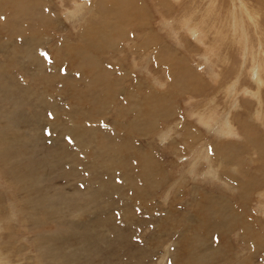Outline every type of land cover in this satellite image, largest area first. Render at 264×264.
I'll return each instance as SVG.
<instances>
[{
	"label": "rangeland",
	"instance_id": "rangeland-1",
	"mask_svg": "<svg viewBox=\"0 0 264 264\" xmlns=\"http://www.w3.org/2000/svg\"><path fill=\"white\" fill-rule=\"evenodd\" d=\"M203 1L0 0V264H264V0Z\"/></svg>",
	"mask_w": 264,
	"mask_h": 264
},
{
	"label": "bare ground",
	"instance_id": "bare-ground-1",
	"mask_svg": "<svg viewBox=\"0 0 264 264\" xmlns=\"http://www.w3.org/2000/svg\"><path fill=\"white\" fill-rule=\"evenodd\" d=\"M62 1V0H61ZM218 1L219 0H204L203 2H205V10H204V13H203V15H202V22H203V25H202V27H201V31H202V34H203V36H204V38H205V40H207V41H214V43L213 44H211L210 46H211V48L209 49L210 51H211V53H217L216 52V44H218V47H221L222 46V43L223 44H225V45H223L224 46V52H225V54L230 58V56H229V51L230 50H232V46H231V42H230V39L232 40L235 36H237V37H240V38H243V33H246L245 32V30L243 31L242 29H243V26L241 25V22H240V20H238V22H236L237 20H236V15L239 13V14H250V12L251 11H245V9L243 8V6H238V7H236V4L233 2V4H234V7H233V9H230V11H228V9L227 10H222V11H224V12H226L227 14H228V16H226V17H224L225 18V21H222L221 20V24H220V27H219V30H218V28L216 27L217 26V24H218V22H219V20H217L216 19V17L218 18V9H217V5H218ZM192 3L190 4L191 5V7L195 10V14H194V17H196L197 15H198V11H197V8H198V5L199 4H194V1H191ZM189 3V2H188ZM196 3V2H195ZM192 4H194L195 6H192ZM4 6V5H3ZM5 7V6H4ZM220 7H222V6H220ZM1 9H3V8H1ZM5 9V8H4ZM172 5H170V6H168L167 7V10H170V12H172ZM189 10H190V8H189ZM252 10V9H251ZM253 11V10H252ZM170 12H168V15L170 14ZM190 12H191V10H190ZM244 12H246V13H244ZM254 12H257V11H254ZM115 13V12H114ZM189 14V13H188ZM205 14H210L211 15V17H212V19H211V22L212 23H214V26L211 28L210 26H209V24H208V22H207V20L204 18V17H206V15ZM255 14V13H254ZM254 14H250V16H251V18L253 19V21H254V24H252V30H256V32H257V34H258V36L260 37V39L262 40V31L259 29V27H260V22H258L259 21V19L257 18H255V15ZM262 15V14H261ZM193 17V18H194ZM243 17H245V16H243ZM110 19H113V18H110ZM110 19H109V22H110ZM165 19H168V20H171L170 19V17H163V20H165ZM222 19V18H221ZM245 19V18H244ZM246 20H248V19H246ZM251 22H253L252 20H250ZM108 22V23H109ZM189 22V19L188 18H185V19H180L179 18V20H178V23H180L179 24V27L178 28H184V29H186V28H188L189 30H192V31H195V29H194V27L191 25V24H189L188 23ZM250 22V23H251ZM166 23V22H165ZM106 24V23H105ZM161 24H162V22H161ZM107 25V24H106ZM106 25H105V27H106ZM165 25V24H164ZM174 26V24L171 22V23H169L168 22V24H167V26ZM108 26V25H107ZM111 27V26H110ZM232 30L233 32H229V30ZM176 30H178V29H176ZM181 30V29H180ZM179 31V30H178ZM229 32V33H228ZM250 32V31H249ZM256 32H255V34H256ZM264 32V31H263ZM186 34V33H185ZM253 34V33H252ZM209 36H210V38H209ZM211 36H212V40H211ZM245 36V35H244ZM264 36V35H263ZM246 37V36H245ZM247 38V37H246ZM151 39V41H152V43H150V44H147V45H145L144 46V48H151L154 44H155V42L153 41V37L152 38H150ZM264 39V38H263ZM114 40V39H113ZM187 40V39H186ZM146 41H148V39H146ZM217 41V42H216ZM186 42V41H185ZM262 42H264V41H262ZM112 44V43H111ZM264 46V45H263ZM198 47V46H197ZM98 48V47H97ZM196 48V47H195ZM195 48H191V49H195ZM113 49V48H112ZM190 50V49H189ZM196 51V50H195ZM170 52V51H169ZM198 52V50L196 51V54H198L197 53ZM195 53V52H194ZM211 53H209V54H211ZM248 53V52H247ZM168 54V53H167ZM170 54V53H169ZM247 57H248V54H247ZM250 65H251V62H250ZM244 67H245V65H244ZM238 72V71H237ZM236 72V73H237ZM238 74V73H237ZM236 74V75H237ZM236 75H234V76H236ZM240 76H242V72L240 71ZM240 78V77H239ZM142 83V82H141ZM141 83H138V85H140L141 86ZM237 83V82H236ZM256 83H260V81H257ZM181 84H182V81H181ZM183 84H187V86H189L188 85V83H183ZM182 84V85H183ZM193 84V83H192ZM195 85V84H194ZM233 85V84H232ZM177 86V85H176ZM180 87V86H179ZM181 87H184V86H181ZM186 87V86H185ZM184 87V88H185ZM235 87V86H234ZM148 88V87H147ZM178 89V88H177ZM179 90V89H178ZM245 90V89H244ZM176 92H177V90H175ZM251 91V90H250ZM222 92V91H221ZM228 92H230V91H228ZM182 93V92H181ZM181 93H179V95H181ZM235 93H236V90L234 91V92H232L231 94H229L228 96H229V99H231V98H233L234 96H235ZM178 95V96H179ZM224 95V94H223ZM172 99V98H171ZM170 99V100H171ZM227 100V99H226ZM233 100H234V98H233ZM236 100V99H235ZM227 102V101H226ZM225 102V103H226ZM232 102V101H231ZM252 102H255L254 100L252 101ZM248 106H251V102L250 101H246L245 102ZM174 104V103H173ZM136 105V104H135ZM225 105V104H224ZM238 105V104H237ZM172 106V104H170V107ZM226 107H228L227 106V104L225 105ZM232 107H233V105H231ZM131 107V106H130ZM173 107V106H172ZM172 107H171V110H172ZM236 107V105L234 106V108ZM229 108V107H228ZM237 108V107H236ZM155 109V108H154ZM153 109V113H155L157 110H154ZM158 109H160V108H158ZM224 109H226V108H224ZM241 110L242 111V109H244V111L246 110V116L244 117V121L243 122H240L239 120H237L238 118L240 119V114H238L237 116H238V118L235 120V121H237V126H239L240 127V129H241V133H239L236 129H235V126L233 125V123L231 122V120H228V119H225L227 116L226 115H224L223 114V119L224 120H222V124L220 125V129L221 130H223V131H225L224 133H225V135L224 136H227V137H233V135H235L234 133H236V131H237V133L239 134V135H241V136H244V138H246L247 140H245V143L246 144H248L249 143V138H253V139H255V136H256V134L257 133H255V129H253L252 127H251V124H255V122L257 123V126L258 127H260V126H264V115H262V112L261 111H259V110H257V109H255L254 108V111L255 112H250L249 110H248V107H242V105H239V108H238V110ZM170 109H167V110H165V111H163V113H169L170 111H171ZM230 110V109H229ZM232 111H233V109H232ZM142 112H143V110H142ZM237 112V111H236ZM235 112V113H236ZM239 112V111H238ZM237 112V113H238ZM151 113H152V110H151ZM162 113V111H161V109H160V112H158V114L160 115V114H162V117H168V116H171V115H169V114H163ZM230 114V113H229ZM233 116H234V114H233ZM142 117V116H141ZM235 117V116H234ZM154 118V120H155V117H153ZM152 118V119H153ZM159 118V117H158ZM153 120V122H155ZM232 120H233V118H232ZM157 122V121H156ZM151 125V124H150ZM156 125V124H155ZM255 126V125H254ZM218 127V126H217ZM149 128V127H148ZM213 129V128H212ZM261 129H263V127L261 128ZM219 130V129H218ZM223 131L221 132V133H223ZM234 132V133H233ZM220 133V132H219ZM249 134H250V137H248L249 136ZM261 135V134H260ZM237 136V135H236ZM258 136V135H257ZM256 136V137H257ZM239 137V136H238ZM220 142V141H219ZM257 142V141H256ZM244 143V144H245ZM227 144H232V146L233 145H236L235 143H233V142H231V141H228L227 142ZM243 144V143H242ZM252 144H254V148L252 147V148H248V149H243L242 150V152H241V154H242V156L244 157V158H246L247 159V162H248V170L249 169H251V165L253 164V161L251 160L252 159V157H251V155H253V151H255L256 153H258V155L261 157V155H262V151H263V149H264V145H263V143H261L260 145H258V144H256V143H253L252 142ZM177 145V144H176ZM240 146H242V145H240ZM220 147V146H219ZM228 146H226L225 148H227ZM244 147H246V146H244ZM251 147V146H250ZM234 148V147H233ZM236 149V148H235ZM238 154V153H237ZM231 156V155H230ZM233 156V155H232ZM238 156V155H237ZM235 157V156H234ZM238 158V157H237ZM229 160V159H228ZM234 160V159H233ZM240 160V159H239ZM237 161V160H236ZM239 162V161H238ZM237 163V162H236ZM235 164V163H234ZM153 173V172H152ZM153 175V174H152ZM146 179V178H145ZM153 179V178H152ZM160 181V180H159ZM31 184V183H30ZM158 184V183H157ZM247 184H248V187H251V182L250 181H248L247 182ZM151 185H154V184H151ZM155 186H156V183H155ZM157 187V186H156ZM213 200L211 201V203L212 204H215L216 203V198H212ZM5 211V210H4ZM242 217H244V216H242ZM242 217H241V219H242ZM246 219V218H245ZM247 221H248V219H247ZM241 223V222H240ZM245 224V223H244ZM243 225V224H242ZM253 224H251V226H252ZM255 226V225H254ZM253 226V227H254ZM244 228V227H243ZM252 233V232H251ZM76 260V259H75Z\"/></svg>",
	"mask_w": 264,
	"mask_h": 264
},
{
	"label": "snow or ice",
	"instance_id": "snow-or-ice-1",
	"mask_svg": "<svg viewBox=\"0 0 264 264\" xmlns=\"http://www.w3.org/2000/svg\"><path fill=\"white\" fill-rule=\"evenodd\" d=\"M0 19H3V17H0Z\"/></svg>",
	"mask_w": 264,
	"mask_h": 264
}]
</instances>
